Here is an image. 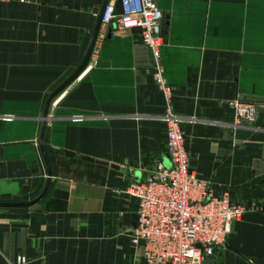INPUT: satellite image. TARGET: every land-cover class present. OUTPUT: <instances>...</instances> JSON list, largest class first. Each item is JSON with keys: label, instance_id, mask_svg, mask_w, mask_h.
<instances>
[{"label": "crops", "instance_id": "crops-1", "mask_svg": "<svg viewBox=\"0 0 264 264\" xmlns=\"http://www.w3.org/2000/svg\"><path fill=\"white\" fill-rule=\"evenodd\" d=\"M102 2L0 3V203L33 202L50 181L37 204L0 209V264H143L125 226L137 202L111 190L169 167L171 117L192 169L246 209L210 264H264V0H158L169 99L139 30L100 27L50 103L44 155L46 103L82 65ZM238 98L257 104L255 126L233 124Z\"/></svg>", "mask_w": 264, "mask_h": 264}, {"label": "built area", "instance_id": "built-area-1", "mask_svg": "<svg viewBox=\"0 0 264 264\" xmlns=\"http://www.w3.org/2000/svg\"><path fill=\"white\" fill-rule=\"evenodd\" d=\"M52 1L0 0V3L41 6ZM162 22L158 0H109L101 29L114 25L117 31L139 30L141 41L153 59L159 86L169 99L161 67ZM98 35L102 36L100 32ZM235 109L237 127H242L238 121L257 119V109L252 105H235ZM166 122L165 154L169 167L158 161L146 180L111 192L137 202V226L131 228L130 239L133 249L141 248L143 264H210L216 248L226 243L234 222L246 209L234 203L228 193L214 195L191 167L178 119L171 117ZM27 262L25 257H18L15 264Z\"/></svg>", "mask_w": 264, "mask_h": 264}, {"label": "water", "instance_id": "water-1", "mask_svg": "<svg viewBox=\"0 0 264 264\" xmlns=\"http://www.w3.org/2000/svg\"><path fill=\"white\" fill-rule=\"evenodd\" d=\"M108 1L109 0H103V2H102L101 8H100V12H99V15H98V19H97L96 25L94 27L93 33L91 35L90 43H89V46H88V49H87V52H86V56H85V59H84L82 65L77 69V71L63 85H61V87H59L49 97V99H48V101L46 103L44 116H43V118H44L43 120L44 121L42 123L40 141H39V144H40V146L42 148L43 154H44V150H43V147H42V140H43L44 130H45V126H46V119H47V116H48V109H49L50 103L53 100V98L55 96H57L60 92H62L68 85H70L82 73V71L88 65V63L90 61V57H91L93 49H94V45H95L96 39H97L99 31H100L102 16L104 14V11H105V8H106V5H107ZM162 24H163V22H162ZM162 34H163V28H162ZM109 36H110V34H109ZM115 169H119V167H115ZM122 170H124V169H122ZM123 172H125V171H123ZM49 175H50V171H49ZM49 184H50V181L48 180L46 185H45V188H44V191H43L42 195L37 200H35L33 202H30V203H0V209L1 208H3V209L28 208V207H31V206L37 204L46 195V192L48 190ZM125 226L126 227L135 228L137 226V216L136 215H131V216L128 215V216H126L125 217Z\"/></svg>", "mask_w": 264, "mask_h": 264}, {"label": "rangeland", "instance_id": "rangeland-1", "mask_svg": "<svg viewBox=\"0 0 264 264\" xmlns=\"http://www.w3.org/2000/svg\"><path fill=\"white\" fill-rule=\"evenodd\" d=\"M252 105V106H254L256 109H257V104H255V103H252V102H247V101H243V100H241V99H235L232 103H231V106H232V108H233V110H234V112H235V114H236V112H237V110L235 109V105ZM257 113V112H256ZM239 123H240V125H242V126H255L256 124H257V119L254 121V122H247V121H244V122H240V121H238ZM236 123V121H234L233 122V124H235Z\"/></svg>", "mask_w": 264, "mask_h": 264}]
</instances>
